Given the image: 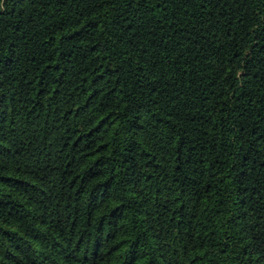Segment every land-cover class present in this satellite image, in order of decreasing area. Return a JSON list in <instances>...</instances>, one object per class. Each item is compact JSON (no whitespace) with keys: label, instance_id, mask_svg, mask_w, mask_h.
<instances>
[{"label":"trees","instance_id":"obj_1","mask_svg":"<svg viewBox=\"0 0 264 264\" xmlns=\"http://www.w3.org/2000/svg\"><path fill=\"white\" fill-rule=\"evenodd\" d=\"M0 264H264V0H0Z\"/></svg>","mask_w":264,"mask_h":264}]
</instances>
